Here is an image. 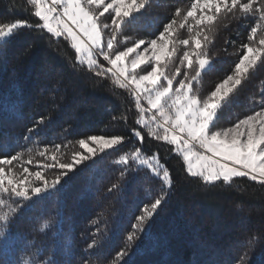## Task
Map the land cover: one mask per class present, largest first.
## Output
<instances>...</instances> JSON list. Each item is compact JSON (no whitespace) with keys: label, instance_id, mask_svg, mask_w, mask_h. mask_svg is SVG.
I'll list each match as a JSON object with an SVG mask.
<instances>
[{"label":"trees","instance_id":"obj_1","mask_svg":"<svg viewBox=\"0 0 264 264\" xmlns=\"http://www.w3.org/2000/svg\"><path fill=\"white\" fill-rule=\"evenodd\" d=\"M191 2L152 0L151 7L126 26L123 36L130 40L154 38L177 7L186 9ZM31 11L27 0H0V22L19 18L35 23ZM257 22L258 17L225 20L213 30L209 47L212 66L194 85L201 97L232 71L239 45L246 42ZM184 38L185 30L180 29L178 39ZM225 48L231 55L222 51ZM261 101L264 67L250 73L220 112L217 125L250 114ZM124 116L126 120L121 118ZM41 117L45 125L29 134L28 129ZM137 118L131 95L75 63L74 49L65 39L22 29L0 42V155L24 152L25 161L29 155L40 159L39 150L59 144L68 156L79 149V139L90 135L130 138L89 162L63 189L20 202L23 207L10 223L17 240L9 251L0 249V264L27 258L29 253L23 249L28 246L53 264H84L85 260L88 264H111L114 254L125 246L142 206L165 191L166 202L150 221L151 227L145 226L150 234H139L141 239L133 242L128 264H237L249 240H254V254L249 253L252 264H264V186L247 178H235L230 184H205L186 173L182 157L172 152L171 146L147 137L144 154L159 152L161 163L172 173L173 186L165 189L136 162L120 178L125 169L116 163L119 156L141 146L130 133L137 127ZM37 170L35 165L30 167V171ZM13 171L20 174L22 168ZM52 171H46L49 179ZM113 183H120L121 189L110 193L107 190ZM93 239L97 244L85 256Z\"/></svg>","mask_w":264,"mask_h":264},{"label":"snow or ice","instance_id":"obj_2","mask_svg":"<svg viewBox=\"0 0 264 264\" xmlns=\"http://www.w3.org/2000/svg\"><path fill=\"white\" fill-rule=\"evenodd\" d=\"M27 3L36 22L19 18L0 22V41H7L22 29L63 38L74 49L75 63L97 78L111 80L131 95L138 118L137 127L130 129V133L141 146L119 156L116 163L125 169L120 178L136 162L158 178L165 189L173 186L172 173L161 163L159 152L144 154L147 137L171 146V151L182 157L186 173L205 184H230L235 178H247L264 186V101L229 126H217L220 112L246 78L258 67H264V0H192L186 9L177 7L158 34L147 40H130L123 33L128 24L151 7L152 0H27ZM246 17H258V22L250 28L246 42L239 45L232 71L206 97H201L194 85L213 63L209 54L213 43L210 35L225 20ZM180 29L186 30L187 38L178 39ZM222 51L231 55L226 48ZM45 123L41 117L28 129L29 134ZM126 141L130 142V138L125 135H90L79 139V149L68 156L59 144L39 150L40 159L29 155L25 161L24 152L0 155V249L9 251L16 243L10 223L23 207L20 202L41 199L63 189L89 162ZM33 165L39 170L30 171ZM17 166L22 168L20 174L13 171ZM46 171H52L51 179ZM120 189V183H113L107 191ZM166 199L167 191L142 206L133 230L126 236L125 246L114 254L111 264H128L131 245L141 239L139 234H150L147 231L150 221ZM96 244L93 239L87 245L85 256ZM23 251L29 253L27 258L18 257L14 264H53L31 251L30 246ZM250 251L254 254V240L248 241L237 264H252Z\"/></svg>","mask_w":264,"mask_h":264},{"label":"rangeland","instance_id":"obj_3","mask_svg":"<svg viewBox=\"0 0 264 264\" xmlns=\"http://www.w3.org/2000/svg\"><path fill=\"white\" fill-rule=\"evenodd\" d=\"M106 22H108V21H106ZM185 30V29H184ZM185 33H186V35H187V32H186V30H185ZM138 39H140V38H138ZM135 40V39H134ZM147 40V39H146ZM1 42V41H0ZM101 63H104L103 62V60H101ZM239 118H242V117H239ZM230 125V123H222V124H218L217 126L218 127H225V126H229Z\"/></svg>","mask_w":264,"mask_h":264}]
</instances>
